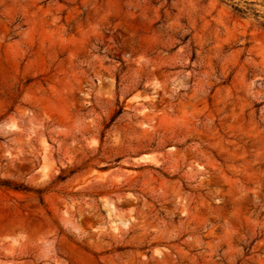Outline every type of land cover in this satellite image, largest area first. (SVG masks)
<instances>
[{
	"label": "rangeland",
	"instance_id": "374dc122",
	"mask_svg": "<svg viewBox=\"0 0 264 264\" xmlns=\"http://www.w3.org/2000/svg\"><path fill=\"white\" fill-rule=\"evenodd\" d=\"M0 264H264V0H0Z\"/></svg>",
	"mask_w": 264,
	"mask_h": 264
}]
</instances>
